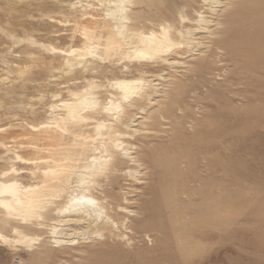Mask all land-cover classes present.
I'll return each instance as SVG.
<instances>
[{
    "label": "rangeland",
    "instance_id": "rangeland-1",
    "mask_svg": "<svg viewBox=\"0 0 264 264\" xmlns=\"http://www.w3.org/2000/svg\"><path fill=\"white\" fill-rule=\"evenodd\" d=\"M79 1L0 0V127L36 132L50 114L67 113L61 100L85 88L86 78L99 85L102 106L119 99L115 80L147 81L150 100H136L118 121L94 115L83 128L92 133L105 118L133 145L136 161L121 159L94 192L120 230L58 245L45 218L43 225L10 222L0 226L7 237L19 226L39 240L31 247L0 241V264H264V0H220L214 13L191 0L212 25L198 32L193 11L187 23L176 21L173 36L187 47L166 56L175 63L133 62L126 71L124 62L106 61L96 74L80 66L67 72L59 53L80 43L81 34H72ZM135 14L152 15L148 8ZM189 27L195 35L186 42ZM16 152L36 157L30 148ZM26 172L17 176L21 185L32 182Z\"/></svg>",
    "mask_w": 264,
    "mask_h": 264
},
{
    "label": "bare ground",
    "instance_id": "bare-ground-1",
    "mask_svg": "<svg viewBox=\"0 0 264 264\" xmlns=\"http://www.w3.org/2000/svg\"><path fill=\"white\" fill-rule=\"evenodd\" d=\"M85 1H79L76 7L72 5L76 8L72 34H81L80 43L59 51L64 55L67 72L80 66L83 73L96 74L106 61L124 62L122 68L126 71H130L133 62L163 61L171 65L175 62L166 56L187 47L186 43L173 36L177 31L176 21L187 23L191 18L190 11H193L198 17V29L195 28L198 32H207L203 26L212 25L201 8H193L191 0H164L166 5L153 8L146 0ZM202 1L208 4L212 13L215 12L214 7L222 6L220 0ZM162 3L159 0L158 4ZM137 7L141 8L135 9ZM142 8H148L152 15L135 14ZM193 35L195 30L187 28L186 42L192 41ZM85 82V88L69 89V98L61 100L67 113L59 118L54 113L50 114L49 119L41 121L36 132L24 133L26 138H20L24 137L23 133L0 127V161L6 164L0 171L2 228L8 227L10 222L22 224L20 227L43 225L45 218L51 221V238L58 245H72L88 235L101 237L104 232L114 235L120 230L116 219L107 213L94 192L100 188L98 179L115 170L121 159L136 161L131 151L133 145L124 140L126 133L105 118L95 120L92 133L85 132L83 128L88 125V120H94V115L101 113L118 121L120 114L130 109L136 100H150L148 85L143 79L115 80L110 85L119 99H110L102 106L96 93L99 85L87 78ZM56 108L53 103L51 109ZM133 120L128 121L126 128L136 133V129H131L135 126ZM18 147L30 148L36 157L25 159L16 152ZM19 161H32L33 167H16ZM25 171L32 182L21 185L17 176ZM61 197L63 201H60ZM122 212L127 211L124 209ZM19 226L10 227L14 238L0 231V241L7 245L15 242L31 247L34 241L39 240L38 236L25 235Z\"/></svg>",
    "mask_w": 264,
    "mask_h": 264
}]
</instances>
